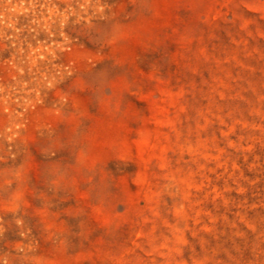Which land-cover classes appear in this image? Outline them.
<instances>
[{
    "label": "rangeland",
    "instance_id": "374dc122",
    "mask_svg": "<svg viewBox=\"0 0 264 264\" xmlns=\"http://www.w3.org/2000/svg\"><path fill=\"white\" fill-rule=\"evenodd\" d=\"M0 264H264V0H0Z\"/></svg>",
    "mask_w": 264,
    "mask_h": 264
}]
</instances>
